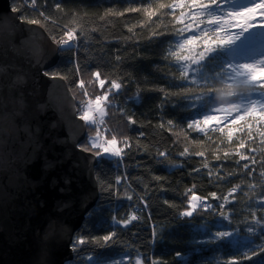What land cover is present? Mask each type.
Listing matches in <instances>:
<instances>
[{"label": "trees", "instance_id": "16d2710c", "mask_svg": "<svg viewBox=\"0 0 264 264\" xmlns=\"http://www.w3.org/2000/svg\"><path fill=\"white\" fill-rule=\"evenodd\" d=\"M178 2L47 0L45 3L37 0L32 6L30 0H11L22 19H38L42 26L50 21L56 32L54 35L48 30L52 37L61 39L66 28H77L74 45L60 51V61L49 74L67 81L80 115L89 99L101 95L111 80L123 84L118 92L110 94L109 102H105L107 112L100 126L106 129L107 138L112 134L118 139L128 137L133 147L120 157H99L95 171L99 201L75 234V258L68 264H89L90 258L109 261L121 256L129 258L126 264H137V257L143 264H152V261L228 264L231 258H240L242 253L251 259H241V264H264V252L258 247L264 237V222L257 224L253 219V213L264 219V136L261 135L264 125L256 123L255 118L245 117L237 125L224 127L222 124L223 132L217 127L204 133L187 128V123L218 105L219 93L215 94L217 100L207 96L197 100L194 96L184 98L175 94L182 87H196L191 81L178 79L180 71L168 54L169 46H174L179 39L174 27L179 26L177 21L184 9L177 7ZM56 3L61 5L60 9L55 8ZM161 3L173 8L161 9ZM132 8L139 11H127ZM146 10L154 15L149 18ZM159 31L165 34L152 37L153 32ZM258 33L262 35L263 29ZM248 49L241 55L235 49L213 54L219 60L205 62L201 73L207 75L215 87H223L215 77L220 71L219 63L264 55V41ZM96 71L108 81L104 89L92 76ZM81 80L85 82L83 87ZM252 96L260 97L259 93ZM127 116L136 123L131 124ZM168 121L173 122L171 126ZM91 129L88 125V133ZM229 130L233 133L231 140L227 136ZM240 140H244L245 149L238 153ZM81 145L91 147L87 139ZM185 148L188 155L180 156ZM165 150V157L158 155ZM197 152H203L204 156L195 155ZM240 155L248 156L249 161L240 160ZM253 158L254 165L250 163ZM246 162L250 163L248 170L242 167ZM117 177L122 179L117 181ZM237 184L240 188L228 195ZM212 192L221 199L212 198ZM192 193L208 197L203 203L210 204L211 208L198 206L192 216H184L182 212ZM224 196H228L227 201L222 199ZM221 207L226 216L219 214ZM133 212L138 218L127 226L115 222L128 219ZM249 227H254L255 233H250ZM111 231L116 232L112 240L92 242V238L103 237ZM217 232L232 235L221 238L217 237ZM79 237L89 242L77 244ZM252 249L256 250V255H252Z\"/></svg>", "mask_w": 264, "mask_h": 264}, {"label": "water", "instance_id": "95a60500", "mask_svg": "<svg viewBox=\"0 0 264 264\" xmlns=\"http://www.w3.org/2000/svg\"><path fill=\"white\" fill-rule=\"evenodd\" d=\"M58 45L0 0V264H68L100 197L99 157L67 81L49 71Z\"/></svg>", "mask_w": 264, "mask_h": 264}, {"label": "snow or ice", "instance_id": "6c2138e0", "mask_svg": "<svg viewBox=\"0 0 264 264\" xmlns=\"http://www.w3.org/2000/svg\"><path fill=\"white\" fill-rule=\"evenodd\" d=\"M47 3V0H44ZM32 6H35L37 0H30ZM181 9L185 6L187 7V12H181V16L184 19H179L177 23L178 27H174V33L179 39L174 46H169V57L172 58L176 66L180 71V76L178 77L181 81H191L192 84L196 85L193 87H182V90L176 95H181L184 98L195 97L197 100H201L203 97L207 96L210 100H217L215 94L219 93V99L217 103L218 107L215 109L208 108L207 112L202 115L201 119H193L190 123H187V128L193 131H198L201 133L205 132L208 128L215 122L216 127L219 131L223 132L224 127L228 125H237L240 121H244L245 117L255 118L256 123L264 125V57L257 58L251 62L245 63H219L220 71L215 73L216 80L223 87H215L214 82L209 80L207 75L201 73V69L204 67L205 62L218 61L219 57L213 54L223 51L226 48L231 47L235 44L241 36H244L246 32L250 33L255 27L253 21L256 19L257 13L261 20H264V0H248L246 4L237 6L235 0H179L177 5ZM61 5L59 3L55 4L56 9H60ZM161 9H172L173 5L160 4ZM127 11H139L138 8L128 9ZM123 15V13H120ZM149 18H151L154 13L147 12ZM44 13L41 12V16ZM26 19L27 23L39 24L38 19ZM173 19L176 20L174 11ZM203 26V27H202ZM233 28L239 29L238 32H232ZM77 28L73 27L70 30L64 31V35L61 39L56 42L59 44H68L77 38L76 36ZM162 31L153 32L152 37L164 35ZM173 47L175 50H173ZM187 50L190 54H185ZM117 61L120 60V56H116ZM93 78L98 81L99 87L104 89L105 84L108 83L107 79L101 78V72L96 71L92 73ZM199 77V78H198ZM84 80L80 81L81 87L84 86ZM123 87V84L117 82L116 80H111L110 86L101 94L96 95L94 100L89 99L86 104L85 110L81 119L88 121L90 123H95V118L93 113L98 112L99 117L102 121L105 115V102H109V96L113 91H119ZM224 89H228L225 91ZM152 90V89H149ZM163 91V89H161ZM252 93H259L261 99H253ZM87 95V93H85ZM221 113L223 117L221 118ZM127 120L131 124H135L136 120L131 116H127ZM227 122L225 124L224 122ZM169 126L172 125V121L167 122ZM224 124V127H220ZM163 127V122L161 123ZM251 129V125H248ZM171 128H169V131ZM239 130H243L242 128ZM143 135V133H141ZM232 131L229 130L227 136L228 139H232ZM264 136V133H261ZM249 138H251V132L248 133ZM81 147L82 151H91L96 157H100L104 154H110L113 156L120 157L127 154L126 150H130L133 144L130 142L128 137H122L118 139L116 134H112L111 138L102 137L101 133L97 131L95 135L91 138V147ZM245 149L244 140H240L237 145V151ZM158 155L165 157L167 155V150L158 152ZM188 155V148L180 153V156ZM197 156H204L203 152L195 153ZM227 156V154H225ZM216 159L219 160L220 156L217 155ZM240 160L249 161V157L246 155H240ZM239 163V160L236 161ZM252 165L256 163L253 158L250 162ZM250 163L246 162L243 164V169L248 170L250 168ZM207 168V163L204 164ZM222 168L223 165L221 164ZM194 172H199L200 169H193ZM209 175H212L209 171ZM228 175H234L229 173ZM220 179H226V177H219ZM122 179V177H117V181ZM155 179H161L160 177H155ZM240 185H235L229 190L228 195H233ZM212 198L221 199L217 196L216 192L210 194ZM131 199V197H128ZM208 197H198L195 193H192L188 199V206L182 212L184 216H192L193 212L197 210L198 206L209 209L210 204L203 203ZM224 201L228 200V196L222 198ZM233 199L235 197L233 196ZM264 202V198H262ZM165 203H168L165 201ZM221 216H226V212L221 207L219 213ZM138 217L135 212H133L128 219L116 220L115 222L119 225L127 226L131 221L136 220ZM115 219V218H113ZM253 219L257 224L264 222V219L258 218L253 213ZM248 231L250 233H255L256 229L254 227H249ZM217 237H228L231 236L230 232H217ZM116 236L115 231L109 232L103 237H94L92 242H108ZM262 242L258 245L260 251L264 252V237L261 238ZM89 242L84 237H79L76 241L77 244H84ZM75 247V245H74ZM256 250L252 249V255H256ZM241 259H251V256L247 254H241L240 258L233 257L228 262V264H241ZM137 264H143V261L138 260ZM152 264H160L159 261H152Z\"/></svg>", "mask_w": 264, "mask_h": 264}, {"label": "rangeland", "instance_id": "374dc122", "mask_svg": "<svg viewBox=\"0 0 264 264\" xmlns=\"http://www.w3.org/2000/svg\"><path fill=\"white\" fill-rule=\"evenodd\" d=\"M247 2L248 1H242V0H236L235 1V3L237 4V6L246 4ZM178 3H177V5H178ZM178 8L181 9L180 7H178ZM186 8H187L186 6L183 8L184 9L183 12L185 10H186L185 12L188 11V9H186ZM180 19H184V17L180 16ZM253 23H254L255 27L251 30L250 33L246 32L244 36H241L238 40H236V42H235L234 45H232L229 48L224 49L223 51H232V50L235 49L236 52H237V54L238 55H241V54L247 52V50L249 51L248 48H250L252 45H254V44L258 43V42L264 41V20H261V18L259 17V14L258 13H257L256 19L253 21ZM44 27L47 30L51 31L55 35L56 32L53 29L52 24H51L50 21H46V24H45ZM260 29H263V34L262 35H259V33H258ZM231 31L232 32H238L239 29L233 28ZM53 38H54L55 41L59 40L55 36H53ZM74 42H75V39L72 40V41H69L68 44H59L58 43V45L61 46L62 48H65V47H69V46L74 45ZM185 54H190V53L187 50H185ZM261 57H264V55H256L253 58L246 59V60H242V61H239L238 60L237 62H234V63L239 64V63L251 62L252 60L257 59V58H261ZM252 98L253 99H261V97H258V96H252ZM91 99L93 100V98H91ZM218 106H219V104L216 107H218ZM104 107H105V115H106L107 110H106L105 104H104ZM216 107H214L213 109H215ZM82 115H83V112L81 113V116ZM93 115H94V113H93ZM220 115H221V118H222L223 117V113H221ZM94 118H95V121H96L95 123H90V122L86 121L87 124L90 125L91 128H92L90 130V132L88 133V136H87V142L89 144H91V138L95 135V133L97 131H99L101 133V131H102L101 127H99V126L103 123L104 117H103V119L101 121V119L99 117V113H98V119H96L95 115H94ZM201 118L202 117H200L199 119H201ZM224 123H227V122L225 121ZM94 127H95V129H94ZM213 127H216L215 122H213V124L211 126H209L208 128H206L205 131L208 130V129H211ZM101 135H103V134L101 133ZM102 137H105V136L103 135ZM85 147H87V146H85ZM102 156L108 157V158H115V157H117V156H113V155H110V154H104ZM102 156H100V157H102ZM128 260H129V258L127 256H123V257L121 256L119 258L112 259V260H109V261H99L97 259L90 258L89 259V264H126V262ZM138 260H141L142 261V259L140 257H137L136 258V263H137Z\"/></svg>", "mask_w": 264, "mask_h": 264}, {"label": "built area", "instance_id": "2783aa9c", "mask_svg": "<svg viewBox=\"0 0 264 264\" xmlns=\"http://www.w3.org/2000/svg\"><path fill=\"white\" fill-rule=\"evenodd\" d=\"M94 115H95L96 119H98V113L97 112H94ZM99 127H101V126H99ZM101 129H102L101 133L107 138L106 129L105 128H102V127H101Z\"/></svg>", "mask_w": 264, "mask_h": 264}]
</instances>
